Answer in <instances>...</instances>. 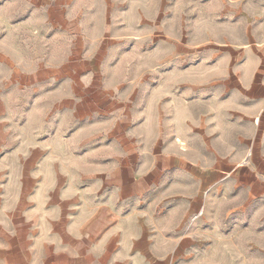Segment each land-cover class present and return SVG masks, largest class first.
<instances>
[{
    "label": "rangeland",
    "instance_id": "1",
    "mask_svg": "<svg viewBox=\"0 0 264 264\" xmlns=\"http://www.w3.org/2000/svg\"><path fill=\"white\" fill-rule=\"evenodd\" d=\"M5 4L34 23L0 70V208L87 258L114 256L99 219L124 214L169 236L170 264H264V180L238 167L261 128L264 0Z\"/></svg>",
    "mask_w": 264,
    "mask_h": 264
},
{
    "label": "crops",
    "instance_id": "2",
    "mask_svg": "<svg viewBox=\"0 0 264 264\" xmlns=\"http://www.w3.org/2000/svg\"><path fill=\"white\" fill-rule=\"evenodd\" d=\"M5 0H0V70L6 69V63L12 62L16 67L20 51L17 49V43L12 44V40L17 41L16 33H20L25 26H31L34 23L28 19L24 24L14 22L9 23V15L6 11ZM20 10L16 8V12ZM15 12V13H16ZM33 13V12H31ZM52 16L54 8L47 13ZM32 15V14H31ZM34 17V16H31ZM35 18V17H34ZM57 20V19H56ZM68 22L62 20L61 29L68 30ZM13 27V34H7ZM264 41V35L263 40ZM260 43V44H261ZM262 45V44H261ZM13 46V48H12ZM12 55L14 60H11ZM52 68V67H49ZM61 71H64L61 67ZM254 75L259 78V91L256 94L257 103L254 110L258 112L257 123L261 125L260 130L255 135L254 143L250 151L253 155L249 159L250 170L258 175V181L264 180V56L260 55L254 60ZM66 75H68L66 73ZM64 77V74H60ZM4 116L0 117V140L4 138L2 121ZM5 123V120H4ZM245 158V157H244ZM242 165L238 166L241 167ZM7 194L5 187L0 183V205L6 203ZM120 213V212H117ZM123 215V216H122ZM106 214L100 216L97 235L104 238V245L118 239L119 244L112 254L114 256L106 260L102 253H96L88 258L82 254L79 249L72 248L67 241L60 244L53 240V229L46 226L43 233L42 228L36 224L34 217H28L25 223L17 222L18 216L6 211V207L0 208V264H170L163 256L169 252H176L178 247L171 248L165 246L163 239L164 233L154 235L149 227V222L139 217L129 215ZM24 232L22 236L20 233ZM50 234V236H49ZM158 237L162 240L157 244H152L150 238ZM24 241H27L26 243ZM172 250V251H171ZM155 254L156 260H149L146 255Z\"/></svg>",
    "mask_w": 264,
    "mask_h": 264
},
{
    "label": "built area",
    "instance_id": "3",
    "mask_svg": "<svg viewBox=\"0 0 264 264\" xmlns=\"http://www.w3.org/2000/svg\"><path fill=\"white\" fill-rule=\"evenodd\" d=\"M252 157L251 151L248 152V154L245 156V158L242 160L241 165L247 166L249 164V159Z\"/></svg>",
    "mask_w": 264,
    "mask_h": 264
}]
</instances>
